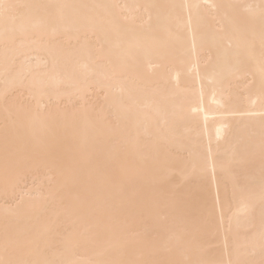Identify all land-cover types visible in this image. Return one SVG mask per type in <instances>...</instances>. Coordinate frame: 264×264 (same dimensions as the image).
Masks as SVG:
<instances>
[{
	"label": "bare ground",
	"instance_id": "6f19581e",
	"mask_svg": "<svg viewBox=\"0 0 264 264\" xmlns=\"http://www.w3.org/2000/svg\"><path fill=\"white\" fill-rule=\"evenodd\" d=\"M0 264H264V0H0Z\"/></svg>",
	"mask_w": 264,
	"mask_h": 264
}]
</instances>
